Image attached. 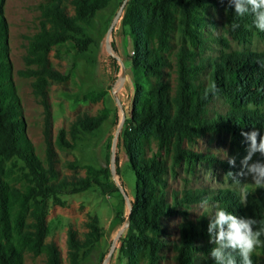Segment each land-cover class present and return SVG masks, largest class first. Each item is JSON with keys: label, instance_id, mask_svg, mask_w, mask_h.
Returning a JSON list of instances; mask_svg holds the SVG:
<instances>
[{"label": "trees", "instance_id": "1", "mask_svg": "<svg viewBox=\"0 0 264 264\" xmlns=\"http://www.w3.org/2000/svg\"><path fill=\"white\" fill-rule=\"evenodd\" d=\"M111 1L46 0L39 5V29L28 38L23 57L26 67L18 74L34 78L32 92L43 107L46 146L41 160L25 133L12 80L9 25L0 0V264H23L24 251L33 257L44 251V264H63L57 244L45 243L49 231L48 200L64 206L60 194L86 191L93 185L103 194L115 191L122 197L109 180L107 167L88 166L84 177L59 176L50 140L47 94L50 81L62 82L68 77L51 66V48L71 40L79 53L88 51L95 42L93 18ZM66 3L72 14H68ZM213 13L224 16L226 34L240 45L253 36L264 37V32L252 26V16L237 17L228 0L124 3L119 26L131 45L128 58L134 79L130 109L116 145L124 152L135 179L134 195L128 200V226L118 239L116 251V259L124 264H158L167 244L162 237L161 219L183 214L185 208L205 200L212 205L211 214L204 210L178 225V238L171 245L176 264H215L209 255L215 245L210 243L207 228L217 208L240 218L255 219L256 229L264 226V189H246L243 196L228 188L212 194L205 189H167V177H174L182 163L190 169L193 163H213L216 159L214 155L189 150L186 143L207 133L225 132L231 144L248 147L242 131L256 129L264 136V51L230 50L227 38L207 36L205 28ZM232 23L239 27L232 30ZM93 45L99 47L97 43ZM210 45H221L213 57L204 54ZM112 46L115 49L113 43ZM211 83L216 84L219 93L205 98L204 91ZM82 98L95 101L100 95L90 92ZM216 99H222L225 111L209 115V106ZM106 119L107 109L94 116L85 113L76 116L68 131L71 141L74 143L80 135L97 130ZM55 144L60 149L73 146L63 129L57 132ZM263 160L256 154L253 163ZM115 162L118 163V157ZM66 165L69 169L77 167L75 162ZM222 166L226 174L232 171L228 163L222 162ZM116 174L119 175L118 166ZM242 198H246V206L240 204ZM117 215L125 222L127 216L119 212ZM84 227L82 237L72 227L66 232L69 264H100L104 257L100 241L105 229L95 217L86 219ZM261 253L264 255V247ZM252 260L253 264H264V258L254 254Z\"/></svg>", "mask_w": 264, "mask_h": 264}, {"label": "rangeland", "instance_id": "2", "mask_svg": "<svg viewBox=\"0 0 264 264\" xmlns=\"http://www.w3.org/2000/svg\"><path fill=\"white\" fill-rule=\"evenodd\" d=\"M124 1L126 0H112L105 9L95 14L92 22L95 40L93 44L97 43L99 47L96 48L91 44L88 51L79 53L74 42L67 40L63 44L53 46L49 53L51 66L68 76L65 81H50L47 86L51 123L50 140L55 151V168L59 176L84 177L88 166L107 167L110 171L109 180L118 188L122 196L120 197L119 192L115 191L103 194L93 185L86 191L60 194L59 198L65 202L64 206L48 200L46 221L49 231L45 243L54 241L57 244L63 264H69L65 245L68 228L76 229L82 237L85 231L84 221L90 217H95L99 225L105 229V235L100 241L104 251L100 264H107L105 259L111 247L113 251L108 264H124L116 259L119 241L115 238L124 225L117 213H121L123 217L128 215V200L134 195L135 179L128 167L124 152L118 149L116 143L112 149L113 139L119 132L118 126L122 116L125 117L129 112L133 95L134 78L128 58L131 51L129 38L122 32L119 20L113 25L115 16ZM45 2L46 0H1L4 16L9 25L8 47L12 63L13 85L20 101L25 133L32 142L35 154L41 160H44L46 146L43 134L45 127L43 107L32 92L31 83L34 78L20 76L18 71L26 67L23 57L28 38L39 29V5ZM66 8L68 14H72V9L67 3ZM112 25L113 29L109 33ZM225 29L224 16L213 13L205 32L210 38H227L230 50L264 51V37L253 36L248 43L240 45L230 39ZM210 42L213 43V40L211 39ZM220 46L210 45L204 54L213 57L221 50ZM120 63L125 68L124 77H122ZM145 90H148L147 85ZM90 92L99 94L100 98L95 101L84 100L82 96ZM225 108L222 99H216L209 106V115L224 112ZM102 109H107L106 121L97 130L80 135L79 139L73 143L68 131L76 116L83 113L94 116ZM60 129L65 131V137L69 144H73L72 147L60 149L55 144V137ZM185 147L193 152L214 155L216 159L213 163L208 161L193 163L190 169H187L186 163H182L176 169L174 177H167L168 191L205 189L212 194L220 189L228 188L243 196L246 189L255 187L251 175L239 177L240 183H235L226 175L222 162L228 163V158L235 157L236 164L235 167L231 166V172L238 173L248 148L231 144L229 134L207 133L192 143H186ZM152 149L154 151V147ZM112 157L114 161L111 163ZM116 157H118V163L115 162ZM253 159L249 162L250 164L253 163ZM67 162H75L77 167L69 169ZM117 166L119 175L116 174ZM184 210L183 214L164 216L161 219L162 237L167 244L161 251L162 258L158 264H176L171 245L178 238L179 223L194 219L204 210H208L210 214L213 212L212 205L208 202L206 205L200 202ZM253 254L258 258H264L261 248H257ZM45 258L44 251L37 257L24 251L23 264H44Z\"/></svg>", "mask_w": 264, "mask_h": 264}, {"label": "clouds", "instance_id": "3", "mask_svg": "<svg viewBox=\"0 0 264 264\" xmlns=\"http://www.w3.org/2000/svg\"><path fill=\"white\" fill-rule=\"evenodd\" d=\"M228 4L234 7L237 17L250 14L253 18L252 26L259 32H264V0H228ZM230 27L235 30L239 24L232 23ZM218 93L216 84L211 83L205 89L204 96L205 98L210 94L217 96ZM241 135L249 142L247 155L241 161V170L238 173L228 172L226 175L235 183H240L239 177L251 175L254 186L257 189H264V164L259 161L249 163L256 154L264 157V136L256 129L251 132L242 131ZM228 163L235 167V157L228 158ZM202 203L206 205L207 201ZM240 204L246 206V198H242ZM210 217L207 233L210 243L215 246L210 249L209 255L215 264H237V256L240 258V264H253V253L257 248L264 247V239H261L264 237V226L256 229L255 219L240 218L223 208H217Z\"/></svg>", "mask_w": 264, "mask_h": 264}, {"label": "water", "instance_id": "4", "mask_svg": "<svg viewBox=\"0 0 264 264\" xmlns=\"http://www.w3.org/2000/svg\"><path fill=\"white\" fill-rule=\"evenodd\" d=\"M124 3H125V1L123 2L122 6L120 7L119 11L117 12V14H116V16H115V19H114V23H113V25L119 20L120 15H121L122 10H123ZM113 25L109 28V33L112 31V29H113ZM120 65H121L122 77H124V76H125V68H124V66H123L122 63H120ZM123 118H124V116H122V121L120 122V124H119V126H118V131L120 130V128H121V126H122V124H123ZM116 141H117V136H115L114 139H113L112 149H113V147H114ZM113 161H114V159H113V157H112V159H111V163H112ZM111 173L113 174V169L111 170ZM126 200H127V199H126ZM128 208H129V210H130L129 203H128ZM128 214H129V211H128ZM128 221H129V218H128V216H127V217H126V220H125V222H124V225H123V227L121 228V230L118 232V235L116 236L115 240H118V238L120 237L121 233H122V232L125 230V228L128 226ZM112 251H113V247L110 248V250H109V254H108L107 258L105 259V263H107V264H108V262H109V260H110V256H111Z\"/></svg>", "mask_w": 264, "mask_h": 264}]
</instances>
